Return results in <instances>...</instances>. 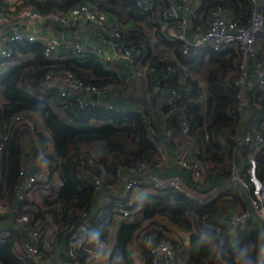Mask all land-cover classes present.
<instances>
[{"label": "built area", "instance_id": "1", "mask_svg": "<svg viewBox=\"0 0 264 264\" xmlns=\"http://www.w3.org/2000/svg\"><path fill=\"white\" fill-rule=\"evenodd\" d=\"M204 6L205 0H179L164 6L160 0H136L139 10L152 13L158 20L163 37L180 42V54L185 60H194L205 48L217 53L230 50L237 55L235 68L225 77V82L235 90V104L228 113L239 118V127L227 138L232 142L228 145L232 147L230 173L221 178L220 183L213 180L219 179L220 167L202 158V143L193 133V122L184 102L194 89L189 80L190 72L180 61L159 56L149 58L142 36L88 4H80L67 14L26 10L9 15L0 8V25L4 26H10L17 17L64 29L80 24L93 25L101 42L113 53L110 55L102 48H87L78 40H42L37 35L17 31L0 45V62L12 56L13 46L34 42L43 43L44 54L50 59L69 53L84 56L86 52H93L104 59L109 69L114 68L115 57L123 59L132 65L134 77L146 79L145 97L150 102L152 114L157 106L167 119L173 121L156 129L153 116L147 114L141 105L135 107L133 111L144 115L151 131L150 141L155 154L128 167L118 165L114 183L100 176L104 167L93 151L98 146L75 148L70 156L71 169L77 180L92 186L95 202L90 214L83 212L79 220L61 222L46 212L48 207L44 202L45 197L56 194L65 186L60 171L56 169L57 162L52 158L58 160L52 134L49 129H41L39 118L33 113L23 111L16 114L8 128L0 130V242L10 236L11 231L16 232V254L24 264H110L108 257L116 244L115 230L123 222L142 221L143 198L157 192L175 191L200 202L217 200L223 192L236 194L247 204L246 208L230 212L228 206H232L233 201V195H230L227 201H219L220 211L214 220L234 231L255 218L264 231V180L258 174L259 159L264 158V134L255 129L251 114L243 125L245 110H251L252 106L259 108L256 95L264 89V56L259 47L261 37L264 38V0H250L242 19L228 18L231 11L224 5L210 8L207 13H203ZM202 14L208 16L206 27H195L196 32L189 36L191 23L203 20ZM42 87L45 90L57 88L63 98L73 97L81 109L101 105L107 110L117 109L110 99L116 86L89 85L68 70L48 73L43 77ZM16 132H30L37 151L24 156L15 194L9 196L1 194L4 183L2 161L5 142ZM224 142L227 144L226 140ZM169 143L174 144L170 159L165 152ZM173 167L178 172L172 173ZM110 207L113 208L111 215ZM100 219L111 225L105 236L94 237L90 223ZM157 232L161 233L159 237ZM181 238L180 232L171 234L166 221L145 222L137 230L129 249L132 253L140 251L146 258L150 257V264H182L178 258ZM143 242L148 254L144 253Z\"/></svg>", "mask_w": 264, "mask_h": 264}, {"label": "trees", "instance_id": "2", "mask_svg": "<svg viewBox=\"0 0 264 264\" xmlns=\"http://www.w3.org/2000/svg\"><path fill=\"white\" fill-rule=\"evenodd\" d=\"M117 2L129 9L131 17L152 15L139 10L136 0H16L13 3L1 0L0 8L9 15H18L26 10L41 14L53 11L67 14L80 4H88L115 16L118 12L112 5ZM161 4L164 6L168 3ZM249 4L250 0H205L202 10L224 5L242 19L246 16ZM166 45L179 52L180 42H166ZM178 55L182 64L195 70L205 63L206 55L213 65L206 81L205 109L196 100L201 93L198 81H191L194 90L184 103L193 122V133L203 146L202 158L220 167L219 179L227 177L232 157V147L228 146L232 142L227 138L237 132L239 118H233L228 113L235 104V90L225 82V77L234 70L237 55L230 50L217 53L211 48H205L194 60H185L180 53ZM67 70L93 86H117L121 83L119 74L107 68L104 59L98 54L86 52L84 56H77L69 53L50 59L44 54L42 42L15 45L12 47V56L0 62V130H6L11 119L23 111L36 115L49 129L58 160L52 158L58 163L56 169L60 171L65 186L56 194L45 197L44 202L48 207L46 212L61 222L79 220L83 212L90 214L95 202L92 186L77 180L71 169L70 156L75 148L100 145L97 159L104 167L100 176L109 183L117 181L118 165L128 167L155 154L150 141L151 131L144 121V115L133 111L135 108L107 110L101 105L81 109L73 97L63 98L57 88L45 90L42 87L45 75ZM256 101L259 108L252 106L251 112H259L264 116V89L257 93ZM253 125L264 134L261 120H253ZM33 150L37 151L30 132H16L5 142L1 194H15L23 158ZM258 169L260 178L264 180V158L259 159ZM230 195H233L235 202H241L236 194L226 192L220 193L217 200L209 202L195 201L175 191L146 195L142 200L143 220L120 224L110 263L135 264L129 245L137 230L145 222L158 223L157 218L161 217L188 236L178 248V258L182 264H222L221 261L226 264H264V231L259 228L255 218L234 231L214 220L220 211L219 201H227ZM110 208L109 215L113 210ZM90 225L91 232L97 237L105 236L111 224L100 219L98 222L92 220ZM11 232L0 242V264H24L16 254L18 236L16 232ZM160 235L157 232V236ZM142 247L144 253L148 254L144 242ZM150 263L149 257L146 264Z\"/></svg>", "mask_w": 264, "mask_h": 264}, {"label": "crops", "instance_id": "3", "mask_svg": "<svg viewBox=\"0 0 264 264\" xmlns=\"http://www.w3.org/2000/svg\"><path fill=\"white\" fill-rule=\"evenodd\" d=\"M9 1L13 3L16 0H9ZM160 1L163 4H167L170 2L177 3L179 0H160ZM112 7L118 12V14L110 17L116 19L121 24L122 27L128 29H134V33L139 36H142V38L146 41L148 51L150 52L149 58L156 59V57L158 56L166 57L165 54H170L168 56L169 59H172L174 61H181L178 55V53H180L179 48H178L179 52L177 53L176 50L173 49L171 46L166 45V42H173V41L165 37L164 38L162 37L163 29L153 14L142 15L137 17L135 16L134 18L130 16L128 12L129 9L124 8L120 3L117 2V4H113ZM203 13H207L206 10H203ZM202 15H203V20L197 21L195 23L194 22L191 23L188 30L189 36L194 35V33L196 32L195 27L200 25L206 27L208 16L206 17V14H202ZM228 18L239 19L240 17H238L237 14L231 11L228 14ZM17 31H24L30 34L37 35L39 39L42 40L53 39V38L63 39V40H78L84 43L87 48H91V49L102 48L106 53L110 55L113 54L111 48L108 45H105L101 42L99 36L96 34V28L93 25L80 24L76 27L64 29L57 25L49 24L47 22L46 23L29 22L28 20H25L22 17H17L14 19V22L10 26L0 25V45L4 44L6 40L14 32ZM164 39H166V42L164 41ZM114 61H115V66L114 68H110V69L116 71L119 74V77L121 78V83L116 86V89L113 92V96H111L110 98L116 105V108H119L121 110L134 109L137 105H141L147 114L153 116L152 122L156 129H159L164 123L166 125L172 124L173 121L167 119L164 115V112L160 110L159 107L156 106L154 108L155 113L154 115L152 114L150 109V102L145 97L146 82H147L146 79L134 77L132 65L129 62H126L123 59L117 57H115ZM190 78L191 77H189V80ZM206 85L205 84L199 85L201 87V93H200L201 95H199V97L197 98L200 101L202 100L204 104H206L207 102ZM202 93H204V96ZM39 122L41 129L43 131L48 129L40 118H39ZM49 146L50 149L53 148L51 143H49ZM173 148H174L173 143L166 144L165 152H166V156L169 159L172 157ZM176 172H178V170L175 167H173L172 173H176ZM213 180L218 181L219 183L222 181L221 179L216 180V178H214ZM232 200H233L231 202L232 206H228V208L231 210L230 212H234V211L240 212L241 210H244L246 208L247 204L245 205L242 199L241 202H235L233 198ZM157 219L158 221H163L162 219H160V217ZM166 223L170 228L172 227L173 229L175 228V226H171L169 222L166 221ZM177 232H181V230L177 229ZM186 238H188V236L185 237V239ZM116 240H117V235H116ZM110 255L108 257L109 263L111 260ZM133 258L135 260V264H146L147 262V258L140 251L133 253Z\"/></svg>", "mask_w": 264, "mask_h": 264}, {"label": "rangeland", "instance_id": "4", "mask_svg": "<svg viewBox=\"0 0 264 264\" xmlns=\"http://www.w3.org/2000/svg\"><path fill=\"white\" fill-rule=\"evenodd\" d=\"M260 49H261V51H262V53H263V56H264V38H263V36L261 37V40H260ZM204 51V50H203ZM172 52V51H171ZM170 54H165V58H167L168 56H169ZM200 58V57H199ZM198 58V59H199ZM168 59H169V57H168ZM172 60V59H171ZM200 60V59H199ZM211 67H213V65L209 62V57H208V55H206V57H205V63L199 68V70H195V69H192L190 66H185V65H183V68H185L188 72H190L189 74H191V78H190V81H198L199 82V85H202V84H205L206 85V81H207V77H208V71H209V69L211 68ZM234 68H235V64H234ZM203 94V96H204V93H202ZM206 94V93H205ZM201 95V94H200ZM207 96V95H206ZM196 100H197V98H196ZM199 100V99H198ZM200 101V100H199ZM207 101V100H206ZM200 103H202L203 104V109H205V104H204V102L201 100L200 101ZM250 114H251V116H252V118H253V120L255 121L257 118L259 119V120H261L262 121V129H263V131H264V116L262 115V114H260L259 112H251V110H250V108H247L246 110H245V113L243 114V125H245L248 121H249V119H250ZM96 146H98V147H95L94 149H93V151L94 152H96V154H97V152L98 151H100V149H101V147H100V145H96ZM145 198V197H144ZM229 200H230V198H229ZM224 207V206H223ZM160 219H162L161 217H160ZM147 224H148V222H146ZM118 229L119 228H117L116 230H115V234L117 235L118 234ZM170 230H171V234H174V233H178L177 232V229L176 228H174L173 229V227L172 228H170ZM180 236L182 237L181 238V241H182V239L184 240L185 239V237H186V233L184 232V231H181L180 232ZM179 239V238H178Z\"/></svg>", "mask_w": 264, "mask_h": 264}]
</instances>
